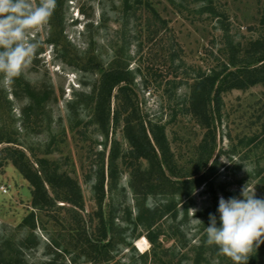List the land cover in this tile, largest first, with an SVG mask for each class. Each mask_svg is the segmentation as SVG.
Here are the masks:
<instances>
[{"label":"rangeland","instance_id":"obj_1","mask_svg":"<svg viewBox=\"0 0 264 264\" xmlns=\"http://www.w3.org/2000/svg\"><path fill=\"white\" fill-rule=\"evenodd\" d=\"M173 1L175 5L170 0H150L167 21L160 35L147 34L144 9L138 19L130 11L126 23L124 0H57L48 23L30 32V38L39 41L32 63L12 84H0V140H4L0 144V264H96L86 242L87 238L94 242L98 235L94 174L102 159L108 163L115 141L122 153L130 145L124 132L129 112L122 114L117 128L111 122L108 130L102 129L94 112L101 74L86 66L90 57L106 70L129 73L131 82L113 91L112 112L123 104L127 108L130 100L146 123L165 126L174 162L182 170L170 180L181 179L194 166L206 130L187 110L193 79L218 67L227 36L243 44L264 37V0ZM130 2L134 7V0ZM123 86L128 88L125 93L120 91ZM26 89L41 100L38 116L29 113L36 98ZM90 97L92 103L87 101ZM216 136L208 167L216 166L207 183L190 197L171 195L167 189L140 201L152 212L171 199L177 203L152 228L146 226L147 216L145 224L134 225L139 201L129 185L130 160H119L118 186L110 193L106 180L103 206L105 218L112 203L117 210L115 233L107 238L108 242L114 237L115 247L110 259L102 258L98 264H196L201 259L194 248L206 237L209 214L219 219L221 196L242 198L246 186L255 190L257 199H264L263 85L223 95ZM9 138L12 143L6 142ZM7 148L23 151L35 169H40L37 159L58 162L60 173L79 184L83 208L62 201L48 211L33 208L32 185L14 165V155L2 152ZM189 209H196L195 214ZM127 212L132 213V222L122 220ZM193 215L203 224H192ZM158 230L161 235L154 248L147 235ZM143 238L148 242L146 251L137 247ZM210 247L201 264H222L215 245Z\"/></svg>","mask_w":264,"mask_h":264},{"label":"trees","instance_id":"obj_2","mask_svg":"<svg viewBox=\"0 0 264 264\" xmlns=\"http://www.w3.org/2000/svg\"><path fill=\"white\" fill-rule=\"evenodd\" d=\"M130 1L124 0L125 12L123 18L126 23L131 19L128 15L130 11H133V17L138 19V12L144 9L147 16L144 21L147 34L160 35V32L167 27V21L160 17L150 0H134V7ZM170 1L175 5V1ZM206 1L203 0L202 2ZM208 3L212 5V2ZM210 10L216 15V8L213 7ZM142 14L141 12V16L144 15ZM224 43H226L224 44L226 47L220 49L221 58L217 60L218 67H214L208 72L201 71L193 79L190 106L187 110L192 113L197 123L206 130V135L198 147V155L194 166L189 173H182L185 177L183 175L181 179L174 182L170 180V176L178 177L182 170L178 169L174 162V156L166 137L165 126L153 121L146 123L138 115L139 111L134 104L129 103L130 100L127 103V108L123 104L121 108L113 112L111 110L110 101L113 91L122 83L131 82L129 73L118 69L106 70L94 57H90L86 62V66L98 70L101 74L97 94L96 89L93 91L97 96L95 107H93L98 118L100 117L102 129L108 130V125L111 122L117 128L122 114L129 112L128 116L125 117L124 132L129 141L130 149L122 153L119 144L115 141L111 148L108 163L106 164L105 160L102 159L94 174L93 191L99 205V211L97 212V218L99 219L98 235L94 242L89 238L86 239L95 254L94 263L98 264L102 258L109 260V256L115 247L114 237L112 236L108 242L107 238L109 234L115 233L117 210H115V205L112 203L109 217L105 218L103 206L107 194L105 191L106 180L108 179V191L110 193L116 190L118 186L120 159L130 160L131 179L129 185L139 201L136 218L133 220L132 213L127 212L126 218H122V220L128 223L133 220L135 227L145 224L143 220L147 216L146 226L152 228L158 220L164 218L177 207L175 200L171 199L163 209L157 208L152 212L144 209L143 204L140 202L142 199L158 192H166L167 189H169L167 192H171V195L179 194L190 197L197 187L210 180L216 164L214 163L210 168L208 166L217 147L216 122L221 118L223 95L233 90L245 91L258 85L264 86V37L243 44L235 43L231 37L227 36ZM80 66L82 67L81 64ZM83 68L87 67L84 66ZM127 90L128 88L124 86L120 88L122 93ZM26 92L34 99L36 98L35 107L29 113L36 112L35 114L38 116L39 111L43 110L41 100L34 92H30V89H26ZM93 99L90 97L87 101L92 103ZM112 114L113 117L111 118ZM2 141L4 140H0V144ZM6 142L12 143L13 141L9 138ZM2 152H11V155H14V165L32 185L33 208L48 211L55 206L54 202L58 201L83 208L82 191L79 184L66 174L60 173L58 162L37 159L40 169H35L23 151L7 148ZM144 162H147L148 166L145 167ZM174 213L173 217L176 218L177 213ZM205 226H209V222ZM217 226H219V219H217ZM160 235L161 231L159 230L152 231L147 235V239L154 248L158 245ZM206 240L207 237L200 241L198 247L194 248L198 258L201 259L197 260L196 264H201L203 262L202 258L211 249ZM127 245L129 246L128 243ZM215 247L218 259L222 264H233L230 258L220 255L217 246ZM261 259L264 260L263 244L256 251L254 250L252 256L249 257L248 264H258ZM8 264L12 263L9 262Z\"/></svg>","mask_w":264,"mask_h":264},{"label":"clouds","instance_id":"obj_3","mask_svg":"<svg viewBox=\"0 0 264 264\" xmlns=\"http://www.w3.org/2000/svg\"><path fill=\"white\" fill-rule=\"evenodd\" d=\"M56 6L57 0H37L36 4L33 0H0V84H12L32 63L39 41L30 38V32L46 25ZM240 197H220L219 226L210 213L206 243L217 246L219 254L233 264H248L254 250L264 244V199H257L255 190L250 192L246 186ZM189 210L195 214L196 209ZM193 217L192 224H203Z\"/></svg>","mask_w":264,"mask_h":264},{"label":"bare ground","instance_id":"obj_4","mask_svg":"<svg viewBox=\"0 0 264 264\" xmlns=\"http://www.w3.org/2000/svg\"><path fill=\"white\" fill-rule=\"evenodd\" d=\"M137 247L141 250V251H146L148 248V242L146 239H141L137 242Z\"/></svg>","mask_w":264,"mask_h":264}]
</instances>
